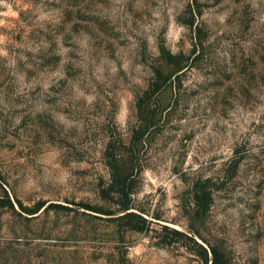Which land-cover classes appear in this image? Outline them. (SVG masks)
<instances>
[{
    "label": "rangeland",
    "instance_id": "1",
    "mask_svg": "<svg viewBox=\"0 0 264 264\" xmlns=\"http://www.w3.org/2000/svg\"><path fill=\"white\" fill-rule=\"evenodd\" d=\"M214 257L264 264V0H0V264Z\"/></svg>",
    "mask_w": 264,
    "mask_h": 264
},
{
    "label": "trees",
    "instance_id": "2",
    "mask_svg": "<svg viewBox=\"0 0 264 264\" xmlns=\"http://www.w3.org/2000/svg\"><path fill=\"white\" fill-rule=\"evenodd\" d=\"M112 182H115V178H114V177H113ZM119 185L123 186L124 183L120 182ZM175 232L181 234L180 232H178V231H176V230H175ZM213 252H214V256H216V252H215V250H213ZM216 260H217V258L214 257V259L212 260V264H216Z\"/></svg>",
    "mask_w": 264,
    "mask_h": 264
}]
</instances>
